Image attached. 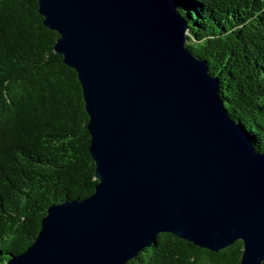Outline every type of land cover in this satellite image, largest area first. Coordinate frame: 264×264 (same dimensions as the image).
Here are the masks:
<instances>
[{"label":"water","instance_id":"obj_1","mask_svg":"<svg viewBox=\"0 0 264 264\" xmlns=\"http://www.w3.org/2000/svg\"><path fill=\"white\" fill-rule=\"evenodd\" d=\"M55 52L79 76L95 192L50 206L4 264H126L170 233L264 264V152L187 47L175 0H39Z\"/></svg>","mask_w":264,"mask_h":264},{"label":"trees","instance_id":"obj_2","mask_svg":"<svg viewBox=\"0 0 264 264\" xmlns=\"http://www.w3.org/2000/svg\"><path fill=\"white\" fill-rule=\"evenodd\" d=\"M175 2L187 47L264 152V0ZM44 20L39 0H0V264L33 244L50 206L97 185L82 84ZM243 252L242 241L212 252L163 233L126 264H240Z\"/></svg>","mask_w":264,"mask_h":264}]
</instances>
